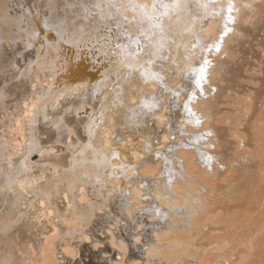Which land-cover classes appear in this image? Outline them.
I'll return each mask as SVG.
<instances>
[{
    "label": "bare ground",
    "instance_id": "1",
    "mask_svg": "<svg viewBox=\"0 0 264 264\" xmlns=\"http://www.w3.org/2000/svg\"><path fill=\"white\" fill-rule=\"evenodd\" d=\"M21 1L0 0V264H240L264 91H234L264 0Z\"/></svg>",
    "mask_w": 264,
    "mask_h": 264
},
{
    "label": "rangeland",
    "instance_id": "2",
    "mask_svg": "<svg viewBox=\"0 0 264 264\" xmlns=\"http://www.w3.org/2000/svg\"><path fill=\"white\" fill-rule=\"evenodd\" d=\"M23 1V0H22ZM21 1V2H22ZM260 2H262L261 0H259ZM259 1L257 2V4L256 5H258V4H261V3H259ZM264 2V1H263ZM262 2V4H264ZM36 5H38V1H37V3H35ZM259 6V5H258ZM257 6V7H258ZM257 7H256V9H253V10H255L254 12H257V13H259L260 14V11H262V7H261V9L260 10H258V11H256L257 10ZM255 8V7H254ZM260 8V7H259ZM258 8V9H259ZM17 10L21 13V9L18 7L17 8ZM246 10V9H245ZM244 10V11H245ZM264 10V9H263ZM13 11V10H12ZM243 11V14H245V12ZM14 12V11H13ZM263 12V11H262ZM242 14V15H243ZM258 15V14H257ZM256 15V16H257ZM260 15H262V14H260ZM259 16V15H258ZM52 17V16H51ZM260 17H262V16H259L257 19H259ZM264 17H262V18H260L259 20H262V23L264 22ZM257 22H258V20H257ZM259 22H261V21H259ZM262 23H259V24H262ZM258 24V25H259ZM248 25V24H247ZM247 25H243L242 26V24H241V26H242V28L243 29H245L246 28V26ZM258 25H257V28L256 27H254V28H256L257 30V32H259L258 33V36H257V39H255V41H254V43H253V45L251 46V45H247V44H245V48H244V51L246 52L243 56H240L241 58L243 57V59L242 60H240V62H239V65L242 67V65L244 66V67H242L241 68V74H239V76H238V78H237V80H238V82H237V84H239V85H236V87H237V89H236V87H235V91H234V93L236 94L237 92H236V90H238V92H241L242 93V91L243 92H251L250 90L252 89H256V88H258V89H260V88H262L261 90L262 91H264V24H262L263 26H261L260 25V27H258ZM248 27H249V25H248ZM247 27V28H248ZM258 28L260 29V30H258ZM246 30V29H245ZM244 30V31H245ZM242 32V33H246V32ZM256 32V33H257ZM240 38H243V37H240ZM263 38V39H262ZM261 42V43H260ZM232 43V44H231ZM242 43V41H240V39H238L237 41L235 40V42L234 41H230L229 43H228V45L229 46H232V49L234 48V49H236V50H238V49H240L241 47H237V46H239L238 44H241ZM235 45V46H234ZM247 45V46H246ZM233 49V50H234ZM231 51V50H230ZM229 51V53H233V51L232 52H230ZM24 54H25V56H28V55H30L29 54V52H26V51H24ZM237 57L238 56H235V59H237ZM240 58L238 57V60H239ZM242 62H243V64H242ZM242 76V77H241ZM253 79V80H252ZM260 79V80H259ZM240 81V82H239ZM260 83V84H259ZM241 84V85H240ZM241 87V88H240ZM238 94V93H237ZM222 100H224V99H222ZM242 101H243V99H242ZM225 107H227V106H223V108H225ZM231 109H234V107L233 106H229ZM258 107L261 109V113H260V116H259V121L260 120H264V95H263V97H262V99L259 101V103H258ZM215 126H217V128H219V129H224V128H228V125H226V124H222L221 123V125H220V123H215ZM221 127H224V128H221ZM245 127H247V124L245 123L244 124V128ZM241 128H243V127H241ZM260 134H261V137H262V145H263V149H264V124H263V126L260 128ZM227 147H229V145L227 146ZM233 147V146H232ZM221 149H217L216 151H218L219 153L221 152L220 151ZM223 150H225V149H223ZM230 153V152H229ZM236 166V165H235ZM263 171H264V163H263ZM251 202H253L252 204L253 205H251V203L249 202V203H244V202H241L240 203V210H239V212L238 213H240V218L242 217L243 218V215H244V212H245V210H249V209H253V208H256V207H253L254 205H256V203H255V201H251ZM255 203V204H254ZM249 204V205H248ZM251 205V206H250ZM228 209H232L231 208V205H227L226 206ZM217 209H218V211H220L221 210V207L219 208V206L217 207ZM233 211H234V209H232ZM232 211V212H233ZM257 214V215H256ZM242 215V216H241ZM254 217V218H253ZM253 218V219H252ZM252 219V220H251ZM241 220H243V219H241ZM240 220V221H241ZM250 220H251V222H250ZM242 224V222L241 223H239V221H238V223L236 222H232V223H230L229 225H230V227H228V229L229 230H232L233 229V231L235 230V228L236 227H238L239 229V231H238V233L241 231V233H240V235L243 237H246L247 235H249V234H251L252 232H254V234H253V236H252V240H254V241H250V247L251 248H249V250H248V248H247V250L249 251H244V255H242V254H238L237 252H235V253H233V257L231 256L230 257V260L232 261H237L238 263H240V264H264V206L263 207H261L260 209H258L256 212H255V214L247 221V222H245L244 224H242L241 226L240 225ZM232 226V227H231ZM256 229V230H255ZM261 234H260V233ZM254 237V238H253ZM250 239V240H251ZM47 242V241H46ZM256 244H255V243ZM48 244V243H47ZM47 244H46V246H47ZM254 244V245H253ZM33 245H31V247H32ZM247 246H249V242H248V244H247ZM256 246V247H255ZM30 247V249H34V251L36 250L35 248H31ZM48 247V246H47ZM246 249V248H245ZM32 250H31V255H33V256H31V262H28V260L26 259V261L29 263V264H37V262H38V264H49V262H51L50 264H52V258H51V256H52V254L51 253H49V251L47 252L46 251V254L45 255H43L44 256V258H43V256L41 257V256H36V258L34 257L36 254H33V252H32ZM48 250H49V248H48ZM225 253H226V251H224ZM34 253H37V251L36 252H34ZM47 253L49 254L48 255V257H47ZM246 253V254H245ZM38 254V253H37ZM242 255V256H241ZM45 256L47 257V262H46V259H45ZM39 257H41L40 259H39V261H38V258ZM49 257H50V259H49ZM241 257H242V259H241ZM232 258V259H231ZM35 259V260H34ZM36 259H37V261H36ZM42 259V260H41ZM241 259V260H240ZM34 260V261H33ZM239 260V261H238ZM36 261V262H35ZM232 261V262H233ZM35 262V263H34ZM40 262V263H39ZM46 262V263H45Z\"/></svg>",
    "mask_w": 264,
    "mask_h": 264
}]
</instances>
